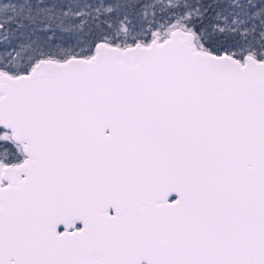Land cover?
Instances as JSON below:
<instances>
[{
    "label": "snow or ice",
    "instance_id": "snow-or-ice-1",
    "mask_svg": "<svg viewBox=\"0 0 264 264\" xmlns=\"http://www.w3.org/2000/svg\"><path fill=\"white\" fill-rule=\"evenodd\" d=\"M0 264H264V0H0Z\"/></svg>",
    "mask_w": 264,
    "mask_h": 264
}]
</instances>
